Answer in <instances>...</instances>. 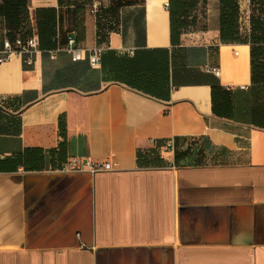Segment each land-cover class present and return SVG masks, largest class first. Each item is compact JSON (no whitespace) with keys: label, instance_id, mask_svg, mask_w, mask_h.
<instances>
[{"label":"crops","instance_id":"crops-1","mask_svg":"<svg viewBox=\"0 0 264 264\" xmlns=\"http://www.w3.org/2000/svg\"><path fill=\"white\" fill-rule=\"evenodd\" d=\"M83 1L29 0L32 34L35 10L57 8L62 50L0 63V264H264L251 0H238L233 41L221 0H198L179 32L170 0ZM69 36L102 49L99 68L87 51L72 60ZM6 38L0 18V53ZM213 88L229 92L230 117L213 110ZM72 158L115 165L62 170Z\"/></svg>","mask_w":264,"mask_h":264},{"label":"trees","instance_id":"trees-1","mask_svg":"<svg viewBox=\"0 0 264 264\" xmlns=\"http://www.w3.org/2000/svg\"><path fill=\"white\" fill-rule=\"evenodd\" d=\"M59 7L71 5L76 0H58ZM93 0H84L78 9L84 7L83 3ZM198 0H170L171 25L179 32L186 26L185 20L180 17L187 16L189 8L194 7ZM120 0L116 4V10L123 4ZM250 31L248 43L251 53L252 90L256 111L261 119H264V0H251ZM99 10V9H98ZM0 18L7 36L14 41L17 36L23 39L32 35V19L29 12V0H0ZM57 8H38L35 10L34 22L39 35V48L42 52L55 49L57 46L58 28ZM177 18V20H176ZM239 4L238 0H221V36L225 41L240 40L239 32ZM77 40V38H76ZM103 61V58H102ZM168 79V75H166ZM144 89V88H143ZM150 93V92H149ZM152 95L160 97L159 94ZM213 110L223 117H230L233 103L229 92L225 88H213L212 90ZM61 133L65 134V117H60ZM60 150L57 152L60 154ZM31 155V160H40L42 152L39 149H31L26 153Z\"/></svg>","mask_w":264,"mask_h":264},{"label":"built area","instance_id":"built-area-1","mask_svg":"<svg viewBox=\"0 0 264 264\" xmlns=\"http://www.w3.org/2000/svg\"><path fill=\"white\" fill-rule=\"evenodd\" d=\"M99 7V3L97 1L93 4L94 12L97 11ZM164 7L166 10H169L170 3L165 2ZM62 50L60 46H57L53 50H49V54L51 58H55L56 55ZM66 50L71 54L72 60L74 62L81 61L84 59L86 51L88 52V61L91 67L99 68L102 63L103 51L99 47H95L91 50H86L80 47L77 43L75 36H69L66 43ZM134 49H127V54L130 56L134 55ZM41 52L39 48V37L34 32L31 36L26 39L17 36V38L12 41L9 38H6L3 42V50L0 53V63L11 59L13 56H22L28 54L29 56L26 59V63H33V56L37 55ZM208 70L212 71L217 76L220 75V70L218 68H210L207 67ZM245 86H242V89H245ZM174 148V142L171 140L167 143L166 149ZM115 164L112 162H104V163H92L90 161L82 162L78 158H72L69 160L63 167L62 170L69 171H82L88 169L91 172H97L100 170H109L113 169Z\"/></svg>","mask_w":264,"mask_h":264}]
</instances>
